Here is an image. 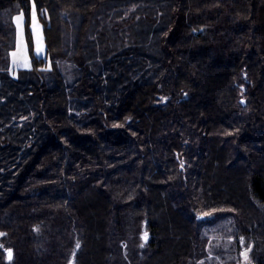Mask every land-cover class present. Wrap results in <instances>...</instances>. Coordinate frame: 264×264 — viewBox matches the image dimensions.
Here are the masks:
<instances>
[{
    "label": "trees",
    "instance_id": "16d2710c",
    "mask_svg": "<svg viewBox=\"0 0 264 264\" xmlns=\"http://www.w3.org/2000/svg\"><path fill=\"white\" fill-rule=\"evenodd\" d=\"M0 234V264H264V0H0Z\"/></svg>",
    "mask_w": 264,
    "mask_h": 264
},
{
    "label": "rangeland",
    "instance_id": "374dc122",
    "mask_svg": "<svg viewBox=\"0 0 264 264\" xmlns=\"http://www.w3.org/2000/svg\"><path fill=\"white\" fill-rule=\"evenodd\" d=\"M14 21L16 26V48L11 53V67L13 72L17 69L29 68L31 66V56L29 53V45L26 37L27 25L31 32L33 54L37 57L45 56L46 54L43 28L37 16L34 3L31 4L27 20L26 14L24 12H20L15 16ZM14 53L15 56L13 55ZM200 218H203V216ZM220 228L221 227H219V229ZM148 238L149 235L146 239L144 238V240L146 241ZM244 249L247 250V252H244ZM210 252L211 253H208V256L203 260L202 264H226V262L224 263L225 259L222 256L212 251V249ZM245 253L246 258L244 255ZM72 259L74 262L75 257L72 256L71 261ZM73 262L71 264H73ZM235 264H254L252 257L250 256V247L245 244H243V247L241 246V249H239L237 254H235Z\"/></svg>",
    "mask_w": 264,
    "mask_h": 264
},
{
    "label": "snow or ice",
    "instance_id": "6c2138e0",
    "mask_svg": "<svg viewBox=\"0 0 264 264\" xmlns=\"http://www.w3.org/2000/svg\"><path fill=\"white\" fill-rule=\"evenodd\" d=\"M14 56H15V53L13 54ZM0 235H2V234H0ZM144 238L146 239L147 238V234H145V236H144ZM79 245H77V247H78ZM143 246V245H142ZM245 255V258H246V253L244 254ZM9 256H11V253H9Z\"/></svg>",
    "mask_w": 264,
    "mask_h": 264
},
{
    "label": "water",
    "instance_id": "95a60500",
    "mask_svg": "<svg viewBox=\"0 0 264 264\" xmlns=\"http://www.w3.org/2000/svg\"><path fill=\"white\" fill-rule=\"evenodd\" d=\"M242 102H243V103H245V100H244V99H242ZM72 262H73V259H72L71 263H72Z\"/></svg>",
    "mask_w": 264,
    "mask_h": 264
}]
</instances>
